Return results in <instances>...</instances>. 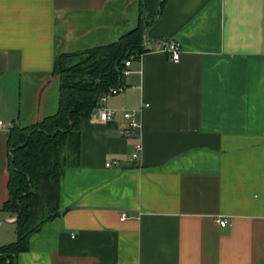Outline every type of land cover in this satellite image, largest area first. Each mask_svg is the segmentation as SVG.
<instances>
[{
    "label": "crops",
    "instance_id": "0c3cea01",
    "mask_svg": "<svg viewBox=\"0 0 264 264\" xmlns=\"http://www.w3.org/2000/svg\"><path fill=\"white\" fill-rule=\"evenodd\" d=\"M163 1L0 0V246L15 240L7 133L56 113L54 58L143 31L112 120L80 123L61 215L17 264H264V0Z\"/></svg>",
    "mask_w": 264,
    "mask_h": 264
},
{
    "label": "trees",
    "instance_id": "16d2710c",
    "mask_svg": "<svg viewBox=\"0 0 264 264\" xmlns=\"http://www.w3.org/2000/svg\"><path fill=\"white\" fill-rule=\"evenodd\" d=\"M142 34L136 28L114 43L56 56V113L9 129L8 199L2 210L17 219L15 240L0 246V264H17L18 255L29 250L30 237L61 215L60 180L67 167L78 165L80 123L92 115L103 94L123 86L124 62L142 53Z\"/></svg>",
    "mask_w": 264,
    "mask_h": 264
},
{
    "label": "built area",
    "instance_id": "2783aa9c",
    "mask_svg": "<svg viewBox=\"0 0 264 264\" xmlns=\"http://www.w3.org/2000/svg\"><path fill=\"white\" fill-rule=\"evenodd\" d=\"M165 51L168 54L170 61L177 63L180 59L182 50L177 42H169L166 47ZM136 59L135 56H131L130 59L124 62L125 69L122 72L123 77H127L131 74L129 70L132 61ZM124 90V86L114 87L111 88L107 93L103 94L99 100L98 104L95 108L98 120L104 123L110 122L113 118V111L107 108L106 103L109 97L119 94ZM148 106L145 105L140 109V112L147 108ZM125 124L118 129V135L122 138H130L133 135L137 134L140 131V123L136 119V114L134 112H126L124 115ZM1 125V121H0ZM141 148L140 146H136L135 152L132 154V160H136L140 156ZM119 162L114 161L111 163H106V167H110L111 165H118ZM216 223L220 227L227 226L228 222L225 219H216Z\"/></svg>",
    "mask_w": 264,
    "mask_h": 264
},
{
    "label": "water",
    "instance_id": "95a60500",
    "mask_svg": "<svg viewBox=\"0 0 264 264\" xmlns=\"http://www.w3.org/2000/svg\"><path fill=\"white\" fill-rule=\"evenodd\" d=\"M161 3V2H160ZM160 3H159V5H160ZM129 167H131V165H126V164H124V165H122V168H129ZM17 219V217L15 218V220Z\"/></svg>",
    "mask_w": 264,
    "mask_h": 264
}]
</instances>
